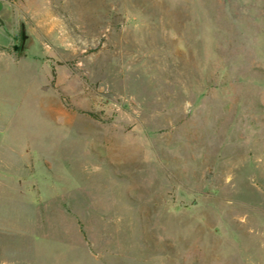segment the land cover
I'll return each instance as SVG.
<instances>
[{"label": "rangeland", "instance_id": "1", "mask_svg": "<svg viewBox=\"0 0 264 264\" xmlns=\"http://www.w3.org/2000/svg\"><path fill=\"white\" fill-rule=\"evenodd\" d=\"M0 264H264V0H0Z\"/></svg>", "mask_w": 264, "mask_h": 264}, {"label": "water", "instance_id": "2", "mask_svg": "<svg viewBox=\"0 0 264 264\" xmlns=\"http://www.w3.org/2000/svg\"><path fill=\"white\" fill-rule=\"evenodd\" d=\"M29 34L27 31V26L24 22L21 23V51L24 50L25 46L28 44Z\"/></svg>", "mask_w": 264, "mask_h": 264}]
</instances>
